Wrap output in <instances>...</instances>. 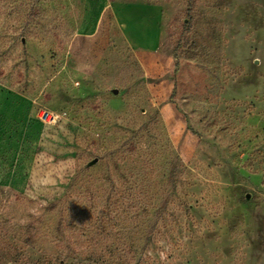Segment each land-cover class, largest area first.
<instances>
[{"label": "rangeland", "instance_id": "rangeland-1", "mask_svg": "<svg viewBox=\"0 0 264 264\" xmlns=\"http://www.w3.org/2000/svg\"><path fill=\"white\" fill-rule=\"evenodd\" d=\"M2 86L0 264H264V0H0Z\"/></svg>", "mask_w": 264, "mask_h": 264}, {"label": "built area", "instance_id": "built-area-1", "mask_svg": "<svg viewBox=\"0 0 264 264\" xmlns=\"http://www.w3.org/2000/svg\"><path fill=\"white\" fill-rule=\"evenodd\" d=\"M39 116L44 123L52 124L57 121V117L55 116V114L49 111L43 110L40 112Z\"/></svg>", "mask_w": 264, "mask_h": 264}, {"label": "trees", "instance_id": "trees-1", "mask_svg": "<svg viewBox=\"0 0 264 264\" xmlns=\"http://www.w3.org/2000/svg\"><path fill=\"white\" fill-rule=\"evenodd\" d=\"M3 33V34H2ZM1 34H2V36L1 37H3L5 34H6V32H1ZM14 36H12V40L13 41H15L16 39H17V36H16V34H13ZM2 49V48H1ZM3 87L4 86H2V89L0 88V90H3ZM5 88V87H4Z\"/></svg>", "mask_w": 264, "mask_h": 264}, {"label": "water", "instance_id": "water-1", "mask_svg": "<svg viewBox=\"0 0 264 264\" xmlns=\"http://www.w3.org/2000/svg\"><path fill=\"white\" fill-rule=\"evenodd\" d=\"M115 93L118 94V90H116Z\"/></svg>", "mask_w": 264, "mask_h": 264}]
</instances>
